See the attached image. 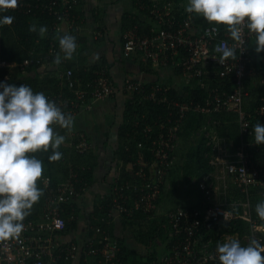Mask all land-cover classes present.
Listing matches in <instances>:
<instances>
[{
    "label": "built area",
    "instance_id": "2783aa9c",
    "mask_svg": "<svg viewBox=\"0 0 264 264\" xmlns=\"http://www.w3.org/2000/svg\"><path fill=\"white\" fill-rule=\"evenodd\" d=\"M18 2L16 11L31 14L35 10H42L54 17L51 28L53 32L74 37L78 34L80 23L73 14L77 0H38L36 4L20 0ZM136 3L137 9L150 19L151 25L143 26L136 23L123 33L124 56L127 58L139 56L142 62L150 63L157 68L178 69L185 75L187 83L197 81L199 89H206L208 94L201 102L192 100L181 103L168 99L166 86L155 84L146 91L145 85L133 80L126 81L125 90L139 93L145 100L158 105L167 103L169 113L166 122L159 125L156 137L150 134L152 129L147 127L144 129L152 161L149 163L139 158L137 169L133 172L136 180L119 183L113 188L112 209L107 218H111L114 211L127 218L135 214L154 218L155 214L159 213L162 187L166 175L172 169L173 152L187 115L203 114L217 125L219 122L214 116L233 113L238 116L240 142L235 146L231 141H226L219 148V153H214L213 164L219 166L224 173V188H228L230 179L231 185L246 195V200L244 202L225 200L203 207H180L169 211L165 215L173 235L169 243V253L161 261H152L148 264L219 262L216 246L221 242L215 243V237L219 240L220 238L228 240L226 237V234H229L228 224L246 219L239 213L240 208L249 207L248 221L253 225L248 236L249 242L255 238L264 245V224H253L249 200L251 189L260 187L264 190V163L258 161L249 149L254 143L246 141L254 134V126L250 120L252 115L245 110V98L248 96L245 81L250 73L248 66L252 60L249 45L255 36L245 28L243 42L236 43L227 31L223 32L220 28L218 33H212L211 29L215 26L198 31L193 26L191 15L184 17L179 13L183 9V4L176 3L175 0H136ZM218 46L222 48L235 46L237 59H229L221 64L222 53L216 51ZM58 53L61 56L59 45L51 43L47 59L56 57ZM214 69L218 70L219 82L221 80L224 83L231 82V91L223 88L221 84L216 86L213 81L212 84L208 81L207 75ZM258 73L264 74V62ZM96 74L95 79L82 88L83 84L72 78L73 71L67 70L58 76L67 80L60 83L61 91L45 95L64 113L74 117L80 109L89 108L90 101L113 96L115 88L108 74L104 71ZM66 83L69 91L74 93L73 98L64 92L63 85ZM255 113L264 118V105L256 109ZM78 138L79 141L74 146L76 152L79 154L90 152L92 146L86 135L78 134ZM143 147V144H139V148ZM147 169L150 170L149 175ZM79 181L77 173L73 171L66 181L59 182L56 186L52 185L49 177L43 179L44 201L39 216L23 221L24 230L18 239L0 241V264H57L62 256L67 262L76 258L81 248L73 245L66 250L63 245L57 243L55 235L66 227V219L62 215L64 206L86 191V188L81 192L76 189V183ZM71 220H74V217H71ZM101 220L104 221L105 217ZM95 237L99 238L98 242ZM95 237L89 239L85 245V255L96 256L106 264H116L121 250L119 243L111 238L110 232L101 227L95 228ZM83 264L90 263L85 260Z\"/></svg>",
    "mask_w": 264,
    "mask_h": 264
},
{
    "label": "trees",
    "instance_id": "16d2710c",
    "mask_svg": "<svg viewBox=\"0 0 264 264\" xmlns=\"http://www.w3.org/2000/svg\"><path fill=\"white\" fill-rule=\"evenodd\" d=\"M23 2H28L31 4L38 3V0H20ZM45 1V0H44ZM82 1L83 0H77V4L74 6L73 14L77 17L78 21L81 22V7H82ZM135 5L137 7L136 0H134ZM176 3H182L183 9L180 14H183V16L191 15L193 18V26L198 30L202 31L203 29L215 26L214 24H209L202 16H198L194 13H187L186 7L188 6V0H175ZM3 16H13L15 17L14 22L12 25H2L0 24V57L6 58L8 62H20L23 60V58H31V72H22V69L19 65L11 66V67H4L0 68V83H6L9 85H15L19 87L22 84H25L29 86L33 92H43L44 94L48 92H60L61 88L59 87L60 83L67 82L66 79H60L58 78L59 74L66 73L67 70L73 71L72 78L74 80H78L80 83L83 84L82 88L86 85V83L91 82L95 79L97 76L96 73L104 71L106 73V69L104 67L103 63H99L95 65L93 68H79L77 69V64L81 66L82 61L81 60H66L63 59L59 65H56L53 63L55 57H50L47 59L48 50L50 48L51 43H54L56 45H59V38L63 36V34H59L56 32H53L51 30L55 18L50 16L48 12L42 11V10H35L31 14H25L21 13L16 10H8V11H0V18ZM124 25H123V31L130 29L131 27L136 24V21L132 19L129 15H124ZM35 24L37 28L40 26H47V33L46 35L41 38L37 32H30L29 26ZM219 28L224 32L226 31L225 26H219ZM76 42L80 39L78 37V34L75 36ZM254 39V40H253ZM252 42L250 44H255V37L253 38ZM250 47V45H249ZM6 51H10L9 56H5ZM62 58H63V53ZM75 54V53H74ZM264 56V52L260 53V57L262 58ZM257 56H253V60L250 62L248 66V70H250V73H248L246 81H245V88L248 92V96L245 98V110L246 112L250 113L252 117L250 118L252 125L254 126L257 122H260L263 124L264 118L259 117L257 113H255V110L260 108L264 105V92L263 95L257 96V93L255 92V87H251V83H247L251 77L254 75H257L258 80H264L262 76H259L258 70L262 68L263 62L260 61L257 63ZM42 62L46 63V69L44 71H40ZM54 67V69L52 68ZM141 68L144 72L151 71V64L146 62H141ZM86 69V70H85ZM255 69L258 74L253 73L251 75V70ZM25 71V70H24ZM176 73L181 74L180 70H174ZM211 71V70H210ZM43 72L49 73L47 77L44 80H41L40 76ZM218 70L214 69L210 72L208 77V81L211 83V81L214 82V85L221 86L223 88H226L228 91H231L232 85L231 82L228 81L227 83L219 82L217 80L218 77ZM7 77V78H6ZM256 78V77H255ZM45 80H48L45 82ZM85 82V83H84ZM194 83H191L192 85L189 86L187 84L184 86L183 91L181 94L174 88L170 87L167 84H162L160 82L154 83L155 84H161L163 86L168 87L167 95L168 99L171 100H177L179 102H190L192 100L201 102L203 99L207 96L208 92L206 89H199L197 87L198 82L193 81ZM212 84V83H211ZM152 85H145L144 88L146 91L150 89ZM212 86V85H211ZM64 92L69 97H74V93L69 91L67 87V83L65 87L63 88ZM263 89V88H261ZM3 89H0L2 91ZM128 100L126 103V109L124 112V122L121 125L119 129V136H120V147L118 149V157L119 160L125 164V166L130 165L134 170L136 171V164L138 162L139 158H143L145 162H151L152 158L149 152V142L146 138V134L144 132V129L146 128V124H150L152 126V132L150 134H153L154 137L157 136V132L159 130V116H164L168 110L169 105L167 103L158 105L153 103L150 100H145L142 95L136 92H128L126 90ZM250 96V97H249ZM249 97V101H248ZM228 118L235 120V128L232 131H228L226 135L235 143V145H238L240 142V134H239V125H238V116L233 113L228 114H221L216 115L214 118L221 124L226 123L225 121H228ZM207 116L203 114H197V113H190L187 115L186 121L183 125L182 131L189 130L191 132H194L196 135L200 132L202 124L207 120ZM226 127V126H225ZM181 131V132H182ZM254 132V131H253ZM61 135L62 132H61ZM64 136V135H63ZM78 136L72 137L69 140L66 139L64 143L60 146L58 149L62 154V159L57 162H50L48 157L52 155L51 150L48 152H37L33 155L36 156V158L40 159L43 162V174L42 178L37 182L38 187L44 191L43 187V179L46 177H49L51 179L52 185L56 186L59 182L66 181L69 178V174L73 171L77 173L78 179L80 180L78 183H76V189L81 192L82 189H87V187L92 182V168L94 163V158L91 155L93 154L92 151L85 153V154H79L76 152L75 145L78 143ZM246 141L250 143H254V146H250L249 149L252 153H254V157L264 163V145H256L254 134L253 136H249ZM206 139H202L197 146L191 150L188 154L189 162L186 164V170L189 172V174L196 173L198 180H202L205 176L212 173V168L210 167V155L212 153V147L205 146ZM139 144H143V148H139ZM60 165L63 179L59 178L57 179L55 176L54 168L55 166ZM150 170L147 169V174L149 175ZM122 180L120 181H135L136 178L134 177V174H130V172L127 169H124L121 174ZM165 185V184H164ZM163 185V187H164ZM232 189L225 190L223 193V201H242L244 202L246 200V195L243 194L240 189L236 188L235 186L231 185ZM162 187V191H163ZM43 195L40 198L39 202L36 203L32 210L30 215L26 217L25 221H28L30 219L36 218L39 216L41 209L43 207ZM239 198H242L239 199ZM250 204H252V209L254 207L253 212V218L258 221L259 225L264 224V221H261L259 217L257 216V213L255 211L256 205L260 202H264V190L260 187H256L250 190ZM221 201V202H223ZM64 206V205H63ZM195 207V206H193ZM197 207V206H196ZM112 209V200L111 198H105L101 199L100 202L96 204L95 211L90 217V226L92 225L91 235L95 231L96 227H101L105 231L110 232V220L108 217V214L110 213ZM64 218L66 219V227L64 230H62L59 233L64 232L65 230H69L72 228H75L77 225V215L78 211L74 203L70 202L67 205L64 206L63 214ZM156 216L154 218L147 217L143 214H135L130 218L123 217L124 225L127 227H131L133 231L136 233L137 240L142 242L143 244L147 245H155V240L158 237L164 236L163 240L170 241L172 240V231L167 223V220L164 216H161L160 219L158 214H155ZM71 217H74V220H71ZM105 217V220H101ZM161 221H164L167 225L165 228H161ZM238 222V224H237ZM249 228V225L244 222V220L240 219L232 221L228 224L227 231L235 234L237 233L240 235ZM91 229V228H90ZM217 237H215V243H217ZM95 240L98 242L99 238L95 237ZM165 243V242H164ZM264 244V241H263ZM168 246V245H167ZM170 246V245H169ZM123 258V254H120ZM126 256V255H124ZM68 262L65 260V258L62 256L61 259L57 262V264H67ZM209 264H220V262L212 261Z\"/></svg>",
    "mask_w": 264,
    "mask_h": 264
},
{
    "label": "crops",
    "instance_id": "0c3cea01",
    "mask_svg": "<svg viewBox=\"0 0 264 264\" xmlns=\"http://www.w3.org/2000/svg\"><path fill=\"white\" fill-rule=\"evenodd\" d=\"M81 13L82 16L81 22H79L80 27L78 32L80 39L77 42V51L73 55L72 61L76 60L77 62L78 59L82 61L81 66L77 64V69L81 67L89 69L99 63H103L106 73L111 78L115 92L111 97L90 101L89 108L80 109L72 117L73 127L71 130L62 129L59 126L56 127V131L60 135L62 132L67 140L72 137H77L78 134L86 135L92 146L91 151L93 154L91 158L93 156L94 163L91 184L82 196L72 200V203H74L78 211L76 227L58 233L55 237L57 243L63 245L66 250L73 245H78L82 250H80L74 260L67 264H83L85 260L90 264H106L96 256H86L84 251L89 239L95 237V231L92 235L90 233L92 225L90 226L89 224L96 204L101 199L111 198L113 188L121 183V174L124 169H127L130 174H133L132 166H125L118 157V149L120 147L119 129L124 122V112L128 100L125 83L127 80H133L143 85H152L160 82L176 89L180 94L184 86L188 83L186 82L185 75L176 73L170 67L157 68L151 65V71L147 73L141 68L142 60L139 56H131L129 58L124 56L122 48L124 15H129L137 24H143V26L151 25L150 19L146 18L137 9L134 0H83ZM249 50L251 57H258V59L255 57L258 60L257 63L260 61L264 62V56L261 58L260 53H256L254 43L250 44ZM31 60L30 57L23 58L20 62H8L7 60L2 62V64L0 63V68L19 65L21 69L25 68V71L22 70V72H29L31 70ZM40 66L41 72L46 69L45 63ZM52 68L54 69V67ZM253 73L258 74L255 69L251 70V75ZM46 74L48 75L49 73L43 72L41 74V80L47 77ZM258 75L264 78V74ZM258 79L257 75H254L250 80L252 83L253 80L255 81L253 86L255 87L257 96L258 94L263 95L262 93L264 92V80ZM217 80L220 81L219 76ZM47 81L45 80V82ZM247 83L250 84L251 82L247 81ZM253 86L251 87L253 88ZM64 87L65 85H63ZM48 93L54 94L58 92ZM168 113L169 111L164 116H159V125L166 122ZM145 126L152 129L150 124H146ZM224 139L235 144L227 135L224 136ZM221 142L222 140L214 139L217 147ZM217 152L219 153V150ZM213 162L212 158L210 160V167L212 168L210 175L219 179L222 177V171ZM167 179L168 177H166L165 182ZM174 185H179V182ZM187 188L188 185L185 184L182 189L188 192ZM123 217L114 211L111 218H109L111 238L119 243L121 248L120 254H123V258L119 254L116 264H148L152 261H161L169 253V244L168 246L166 243L161 245H145L137 240L136 233L133 229L129 225L127 227L124 225ZM219 241L223 243L226 240H221V238L219 240L218 238L217 242Z\"/></svg>",
    "mask_w": 264,
    "mask_h": 264
},
{
    "label": "clouds",
    "instance_id": "9594fccd",
    "mask_svg": "<svg viewBox=\"0 0 264 264\" xmlns=\"http://www.w3.org/2000/svg\"><path fill=\"white\" fill-rule=\"evenodd\" d=\"M18 0H0V11L15 10ZM187 13L202 16L214 24L212 33L225 26L230 38L236 43L243 42L246 28L255 36L256 53L264 52V0H188ZM15 17L3 16L0 24L12 25ZM30 32H37L43 38L47 26H29ZM63 59L71 60L77 51L76 38L65 34L59 38ZM221 52L220 63L236 60L235 46L217 47ZM58 53L53 61L61 63ZM0 241L18 239L24 230L23 221L30 215L33 206L39 202L43 191L38 187L42 178L43 162L36 158L37 152H48L50 162L62 159L58 150L65 136L56 131L71 130L73 118L66 114L43 92L22 84L19 87L0 83ZM256 145H264V124L254 125ZM182 178V177H181ZM255 211L264 221V202L256 205ZM216 252L220 264H264V245L252 238L247 246L238 239L218 243Z\"/></svg>",
    "mask_w": 264,
    "mask_h": 264
},
{
    "label": "rangeland",
    "instance_id": "374dc122",
    "mask_svg": "<svg viewBox=\"0 0 264 264\" xmlns=\"http://www.w3.org/2000/svg\"><path fill=\"white\" fill-rule=\"evenodd\" d=\"M1 32V30H0ZM10 51H6L5 56H9ZM7 61L6 58L2 60L0 59V63ZM248 81L252 83V81ZM191 83H194L193 81H190L188 84L189 86L192 85ZM255 84V81L253 80V83L251 86ZM198 88H200L199 85H197ZM250 97V96H249ZM248 97V101H249ZM228 121L226 120L225 124L221 122V124H215L213 123L212 119L207 118V120L202 124L200 132L196 135L194 132H191L189 130H183L179 136L178 141L176 143V150L173 152V159H174V166L172 171H170L169 174L166 175L168 179L165 182V185L163 187L162 195H161V203H160V209L158 216L161 219V216L166 215L169 211L180 208V207H203L206 205H213L215 202L223 201V192L228 189H232L230 179H228V188H224V173H221V178L216 179L213 175L208 174L205 176L202 180H198L197 174H189L186 170V164L189 162L188 154L191 150H193L197 144L204 138L206 139L205 146L212 147V153L210 155V160L213 158V155L216 151L219 150V148L226 142L224 139V136L228 131H233L235 128V120L228 118ZM228 122V123H227ZM226 126V127H225ZM215 140H222L221 144L217 147L214 143ZM235 145V144H234ZM237 146V145H235ZM178 162V163H177ZM55 176L57 179L61 178L63 176V172L61 170L60 165L55 166L54 168ZM182 177V178H181ZM63 179V177L61 178ZM168 181V183H167ZM177 182H179V185H174ZM220 183V184H218ZM181 184V185H180ZM187 184L188 185V192L183 190V186ZM226 187L227 184L225 183ZM222 186V187H221ZM221 188V189H220ZM185 192V193H184ZM242 200V198H239ZM237 200V199H236ZM250 210L252 215V220L254 225H258V221H256L253 218V212L254 207L252 209V204H250ZM239 213L246 217L244 222H246L249 225V228L244 230L243 233H241L239 236L235 233H231L227 231L229 234H226V237L228 239H238L242 246H247L249 244L248 236L250 234V231L253 228V225L250 221H248L249 218V207L243 209H239ZM163 219V218H162ZM240 220V219H239ZM238 220V221H239ZM243 220V219H242ZM164 221H161V228L167 227ZM238 224V222H237ZM218 238V237H217ZM164 236L158 237L155 240L156 245H161L164 242L166 245L169 244V241L163 240Z\"/></svg>",
    "mask_w": 264,
    "mask_h": 264
}]
</instances>
